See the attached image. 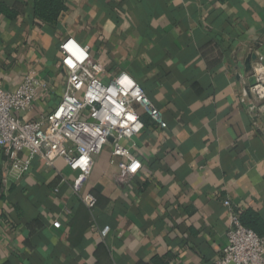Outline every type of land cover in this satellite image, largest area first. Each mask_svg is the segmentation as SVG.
<instances>
[{"label": "crops", "instance_id": "1", "mask_svg": "<svg viewBox=\"0 0 264 264\" xmlns=\"http://www.w3.org/2000/svg\"><path fill=\"white\" fill-rule=\"evenodd\" d=\"M58 11L0 0V86L15 88L30 70L48 85L20 116L37 118L61 99L60 45L73 37L104 65L102 79L131 74L167 128L137 108L146 128L132 177L110 147L94 155L82 185L97 197L93 211L62 158L49 168L35 157L6 180L11 161L1 154L0 264H214L226 200L264 234V118L251 117L249 73L240 75L249 56L264 55V0H62Z\"/></svg>", "mask_w": 264, "mask_h": 264}, {"label": "built area", "instance_id": "2", "mask_svg": "<svg viewBox=\"0 0 264 264\" xmlns=\"http://www.w3.org/2000/svg\"><path fill=\"white\" fill-rule=\"evenodd\" d=\"M60 53L67 78L61 99L49 112L34 119L20 116L34 110L40 89H48L35 70H30L13 89L0 86V155L11 161L6 180L20 179L35 157L49 168L62 158L79 173L71 185L80 201L93 211L97 197L84 193L82 185L93 168L94 155L110 147L114 157L128 161L121 164L122 174L132 177L142 165L133 152L135 140L146 128L137 108L141 107L161 128H167V123L131 74L121 72L107 81L102 79L105 67L93 58L89 45L68 37L62 41ZM250 77L256 83L248 86L244 94L252 97L251 117L264 118L263 54H257ZM126 141L131 145H126ZM22 153L26 157H21ZM225 205L229 228L214 264H264V234L245 226L230 201L226 200ZM109 232V226L100 230L104 239Z\"/></svg>", "mask_w": 264, "mask_h": 264}, {"label": "trees", "instance_id": "3", "mask_svg": "<svg viewBox=\"0 0 264 264\" xmlns=\"http://www.w3.org/2000/svg\"><path fill=\"white\" fill-rule=\"evenodd\" d=\"M36 8L42 14H46L50 16L53 13L52 16L56 17L59 12L58 10L62 8V0H36ZM53 9H55V11L50 12ZM244 225L247 226L246 224Z\"/></svg>", "mask_w": 264, "mask_h": 264}, {"label": "water", "instance_id": "4", "mask_svg": "<svg viewBox=\"0 0 264 264\" xmlns=\"http://www.w3.org/2000/svg\"><path fill=\"white\" fill-rule=\"evenodd\" d=\"M256 59L254 55H251L247 58L245 64L243 66H240V75L245 76L248 74L252 69V62ZM256 83V79L254 77L249 78V84L250 86H253Z\"/></svg>", "mask_w": 264, "mask_h": 264}]
</instances>
